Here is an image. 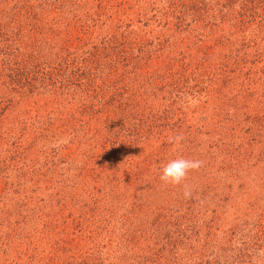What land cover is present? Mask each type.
<instances>
[{
  "label": "trees",
  "instance_id": "16d2710c",
  "mask_svg": "<svg viewBox=\"0 0 264 264\" xmlns=\"http://www.w3.org/2000/svg\"><path fill=\"white\" fill-rule=\"evenodd\" d=\"M91 1L102 2L2 0L0 184L8 171L7 187L21 189L12 203L23 206L20 237L19 226L10 237L26 253L45 243L62 247L54 264H264V113L254 110L246 125L241 118L249 109L228 99L215 114L190 122L196 113L182 103L197 95L185 89L202 83L208 63H190L180 73L172 67L169 76L168 68L152 64L134 70L132 56L139 49L144 57L145 35L90 33L97 26L84 24L79 13H89ZM232 1L153 4L159 2V23L172 26L175 20L182 27L188 21L202 50L216 21L229 24L230 15L224 10L219 18L216 8L228 9ZM250 1L237 0L242 8L236 24L244 26L243 8L256 4ZM49 35L57 37L54 45L46 41ZM155 52L160 56L153 58L164 59ZM10 108L18 113L6 123ZM64 134L68 143L56 147ZM12 138L15 148L5 147ZM29 149H36V159ZM180 157L203 164L180 185L163 183L161 168ZM12 158L19 161L7 163ZM38 191H45L42 204L29 194ZM87 199L100 213L83 227L78 209ZM68 209L71 223L62 217ZM73 222L76 233L67 239Z\"/></svg>",
  "mask_w": 264,
  "mask_h": 264
},
{
  "label": "rangeland",
  "instance_id": "374dc122",
  "mask_svg": "<svg viewBox=\"0 0 264 264\" xmlns=\"http://www.w3.org/2000/svg\"><path fill=\"white\" fill-rule=\"evenodd\" d=\"M101 1V4L91 1V5H85V7L90 8H85V11L87 9L90 12L86 14L79 13V15L83 17V23L87 26H97L96 29H94V26L91 27V29L94 30H90V33L93 34H98L99 31L100 33L107 34L108 31L111 30V33L115 32L118 36L126 34L128 36H133L138 30L141 35H145L146 43L141 45H144V57L140 58V55H138L140 52L139 49H137V52H134V56H132L131 62L134 65V70L144 69L148 64H152L151 69H158L160 67L168 68L166 74L169 76L171 75L170 71L172 67H174V71L178 70V73H180L183 68L190 63L194 66L199 65V67H205L208 63L202 83L197 85L192 83L191 85L194 86H191L190 89H185L189 92L190 97V94L197 95L198 97L197 99V97L194 96V98H192L193 100H189L188 104H185V102L182 103L183 106L196 113L195 117L189 118L190 122L192 121L195 123L196 117L200 119V115L205 112L215 114V107L226 104L228 99L236 105L246 106L249 109L248 111H243V116L241 118L245 120L244 123H246V125L254 121V110L258 109L264 113V97H262L264 96V0H251L250 3H253V1L256 3L255 5L252 4L251 7H249L250 4H248L247 7L245 5L243 10L247 11L245 13L244 26L242 22L240 24H236L235 22L236 16H238L237 19H239L240 9L242 8L237 0H233L231 5L228 6V9H223V5H219L216 8L217 16L219 18L224 16L225 14L223 13L225 10L226 14L230 15L229 24L216 21L214 35L210 37L206 47H203L202 50L200 46L201 39H199L198 34L196 32L194 34L188 32V21L180 27L175 20L172 21L175 24L172 26L166 25L167 22L159 23V20H156L155 8L159 5V2L153 4L154 0ZM259 1L260 3H258ZM1 3L2 0H0V9L2 7ZM243 13H241V15ZM236 25L238 26L236 27ZM241 27L244 28L241 29ZM224 34L227 36L225 35L226 37H224ZM54 38L57 37L49 35L46 41L54 45ZM182 40L186 42L182 44ZM74 42L77 43V41ZM199 50L203 53H198ZM155 51L164 54V59L153 58L160 56L156 54ZM45 54L49 55V52H45ZM166 55L168 56L166 57ZM170 58L172 63L169 61ZM132 79L130 81H132ZM167 81H169V78ZM189 96H185V100H187ZM234 97L237 98L234 99ZM41 98H44V96ZM40 103L42 105L43 100H41ZM250 111H252L251 114ZM17 113L18 111H15V108L8 109L5 112V122L8 123L12 119L11 117H14ZM201 124L202 122L198 121V125ZM5 125L3 127H5ZM68 141L69 135L64 134L56 140V147H62L67 144ZM15 144L16 141L12 138L5 147L15 148ZM56 151L57 149L52 148L53 153L50 154L54 155ZM35 152L36 149L34 152L29 149L31 157L34 156L36 159V155L39 154ZM43 160L44 157L41 161ZM15 161L18 162L19 160H14L12 158L10 161L8 160L7 163L15 165ZM36 167L39 166L37 165ZM36 169L38 170L37 176L48 179L46 171L41 168ZM7 173L8 171L2 174L5 181H2L0 184V223L3 222L4 227V231L0 229V264H54L55 260L63 253L61 250L62 247L53 248L52 250L46 245L47 243H45L35 254L33 252L29 253V251L26 253V247L18 243L19 239L16 240L10 237L11 232L19 226V223L21 226L23 212L20 213L19 210H23V206L20 205V203V207L12 203V197H15L16 193L21 191V189H10L11 187H7L8 184L12 186L10 178L7 180ZM44 186L45 184L42 188H44ZM11 191H13V193ZM44 193L45 191H38L37 193L35 192L33 194L30 192L29 194L36 195L38 203L42 204L39 201L45 198ZM87 200L84 204L81 203V205H79V207L84 208L78 209L83 212L82 216L79 212L83 227L90 226L91 221L93 222L94 218L100 213L99 210L95 211V206L89 202V199ZM73 205V202L70 203V209ZM16 208H18V211H16V214L11 216L13 217L11 218V210H15ZM32 208L33 207H30L29 209L32 210ZM70 209H68L62 217L66 218V220H69L71 223L72 218H68L70 217ZM28 211L29 210L24 208V215H26ZM17 213H20L22 216L19 217ZM76 215H74L73 218L77 219L79 217ZM101 219H106V216L98 217L97 221ZM6 222L8 223L5 224ZM75 225L76 222H73L69 226L66 233L67 239H70L72 234L76 233L77 228ZM20 226L16 234L19 237L21 234ZM55 237L59 239L58 236ZM51 244H53V241H51ZM52 253H55V257ZM29 255L30 257L33 256L30 260H28Z\"/></svg>",
  "mask_w": 264,
  "mask_h": 264
},
{
  "label": "clouds",
  "instance_id": "9594fccd",
  "mask_svg": "<svg viewBox=\"0 0 264 264\" xmlns=\"http://www.w3.org/2000/svg\"><path fill=\"white\" fill-rule=\"evenodd\" d=\"M181 138L176 137L178 142ZM203 161L199 159L180 157L167 162L160 170V180L165 184L180 185L190 171L199 169Z\"/></svg>",
  "mask_w": 264,
  "mask_h": 264
}]
</instances>
